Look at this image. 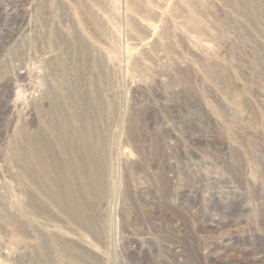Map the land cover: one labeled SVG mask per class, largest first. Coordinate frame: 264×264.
<instances>
[{
  "label": "rangeland",
  "instance_id": "374dc122",
  "mask_svg": "<svg viewBox=\"0 0 264 264\" xmlns=\"http://www.w3.org/2000/svg\"><path fill=\"white\" fill-rule=\"evenodd\" d=\"M0 264H264V0H0Z\"/></svg>",
  "mask_w": 264,
  "mask_h": 264
},
{
  "label": "bare ground",
  "instance_id": "6f19581e",
  "mask_svg": "<svg viewBox=\"0 0 264 264\" xmlns=\"http://www.w3.org/2000/svg\"><path fill=\"white\" fill-rule=\"evenodd\" d=\"M74 141H76V140H74ZM70 142H71V144L68 146L69 147L68 149H69V152L71 155L70 156L71 160L68 159V160H70V162L69 163L67 162V165L64 168H62L61 165H59L60 163L56 164L55 163L56 161H54L52 159V151L50 150L49 145L46 147L40 146V148L43 149V150H41L38 147L37 140L34 141L33 139L30 140V144H29L31 152H29L28 160L30 161V164L32 162H35V164L38 165L39 168L42 170L45 167H47L48 171L46 173L49 174L48 178H49V181L51 182L50 184H51V187L53 189L52 194L56 197V200H58V202L61 206L65 207V209H68L71 211L74 210L77 212V211L81 210L83 212V210H85L87 207H86L85 202L83 201V198H82L83 195H81L82 190L83 189L87 190L88 187H90L91 185H95L97 183V180L93 179L94 178L93 174L95 175L98 172L96 173L92 168L87 169V166L85 165V161H83V159H81V157H79V154H81V153H80V149L77 147V143L76 142L74 143L71 140H70ZM96 157H97V159H99L98 158L99 155H96ZM95 170H96V168H95ZM97 171H99V170L97 169ZM70 172L76 173L81 178H86L87 180H89V182H91L90 185L87 186L86 183L83 184V183H81V181H78L77 184H79V185H77V184L69 181L68 173H70ZM74 173H73V176H74ZM36 174L37 173H35V178L37 180V179H39L38 178L39 174L37 175V177H36ZM81 215H83V213Z\"/></svg>",
  "mask_w": 264,
  "mask_h": 264
}]
</instances>
